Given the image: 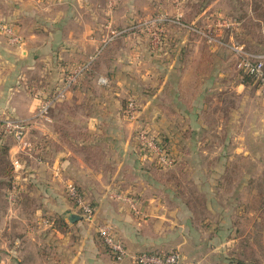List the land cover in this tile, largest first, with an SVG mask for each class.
<instances>
[{"label":"crops","instance_id":"1","mask_svg":"<svg viewBox=\"0 0 264 264\" xmlns=\"http://www.w3.org/2000/svg\"><path fill=\"white\" fill-rule=\"evenodd\" d=\"M111 1L117 6L111 7ZM181 3L185 16L193 0ZM0 4V12L7 11L5 21L23 38L21 44H11L0 33V121L21 118L33 124L25 145L8 144L11 175L9 181L3 179L0 264H131L112 258L97 235L98 226L110 228L129 253L178 250L199 264H248L234 250L237 206H220L214 187L221 182L220 171L236 168L230 160L251 157L239 147L235 127L223 139L222 123L238 122L240 97L246 96V105L259 100L255 95L264 105V97L243 84L232 65H224L222 36L209 46L194 35L192 26L195 18H204L205 25L228 19L237 23L231 32L239 37L250 9L244 17L226 16L222 0L206 2L195 17L184 20L186 30L170 35L178 46L166 67L152 68L142 81L125 67L119 74L124 76L106 88L78 84L50 110V123H44L34 119L38 107L54 93L65 70L95 54L111 26L132 24L160 8L174 15V9L168 0ZM111 9L121 16L105 17ZM97 88L101 95L91 97L89 90ZM130 97L139 102L141 119L150 123L175 159L171 169L156 167L138 151L134 124L121 112L123 99ZM249 107L247 114L254 115ZM192 155L198 160L188 161ZM188 170L200 176L174 178ZM244 182L255 184L253 177ZM68 185H75L92 206L91 223L68 221L77 213L65 193ZM184 185L194 189L190 192ZM196 185L200 188L194 191ZM248 209L244 215L253 217Z\"/></svg>","mask_w":264,"mask_h":264},{"label":"rangeland","instance_id":"2","mask_svg":"<svg viewBox=\"0 0 264 264\" xmlns=\"http://www.w3.org/2000/svg\"><path fill=\"white\" fill-rule=\"evenodd\" d=\"M169 1L174 9V15L169 14L166 9L160 8L153 15L147 14L135 18L136 20L132 24L120 27L111 26L109 36L101 40L100 47H98L95 54L93 56L91 55L92 57L85 62L88 63L90 61L88 70L78 77L76 83L70 86L66 93L78 84L93 83V89H96L95 83L105 88L111 86L113 83L118 82V78L124 76L119 74L124 71L123 69L125 67L130 69L129 72H131L133 76H137L141 81L144 78L141 76L146 72H150L152 68L166 67L170 59L173 58L172 53L174 52V48L178 46V43L173 40V37L180 35L182 29H185L183 27V24H186L184 20H191L190 18L199 12L202 5L210 0H193L192 6L186 11L185 16H182L180 12L182 7L181 0H168V2ZM111 2V7L117 6V2L115 4L113 1ZM222 5V14L226 16L239 14V17H244L246 15V10L250 9L251 17H249V19H244L245 27L243 34H241L240 37H236V32H231L233 31L231 28L233 29L234 27L223 26L230 22L228 19H221L213 24L205 25L204 18H195L196 25L192 27L198 32H195L194 35L201 39L203 43L210 44L209 46L219 42V35L222 36V41L225 43L222 46L224 65H232L242 79L243 77L236 67L237 61L232 47L239 42V45H243L245 51L264 54V0H222ZM1 7L0 4V8ZM6 15L7 11L0 12V19L3 20H0V33L6 36L11 44L19 45L23 42V38L5 21ZM108 15H110V19H114L117 16L120 17L121 13L118 10L111 9L109 13L105 11L104 16L107 17ZM100 16L102 15L100 14ZM7 30H9L11 34H8ZM171 34L176 35L171 38ZM231 35L232 42H229L227 38ZM205 36L212 37L216 42H208ZM13 38L16 40L15 42L12 41ZM82 63L84 62L79 60L61 74L60 84L58 87L56 86L57 88L55 87V91L64 85L65 79L73 75L71 71ZM248 84L251 88L257 90L253 83L250 82ZM54 93L51 94V96L54 95ZM66 93L64 97L59 100L65 99ZM89 95L91 97H99L101 93L97 88L95 91L89 90ZM255 97L259 100H255L256 103L253 105H251L250 102L246 105V96L240 97L238 100L240 118L238 122L233 123L226 121L222 123L223 139L226 138L225 135L229 134L231 129L235 127L236 129L234 128L233 132L238 134L237 141L239 147L242 146L248 149L251 157L249 159H244L239 156L230 160L229 164L235 165L236 163V168H226V170L220 171L218 177L220 176L219 180H221V182H218L214 188L217 190L216 196L218 197L220 206L228 207L229 204L237 206L236 208L233 206V212L238 214V216L233 219V221L235 220L233 229L236 238L234 250L237 257L248 264H264V105L261 102L262 97L257 95H255ZM129 100H133L139 104L134 97L124 98L122 101L124 103L123 107ZM41 105L36 110L34 119L38 122L50 123L51 120L48 115L54 106L52 104L48 110L47 119H45L39 116ZM249 105L253 106L254 115H252V113L247 114L248 109L250 110ZM63 111L66 112L65 109H63ZM141 121L143 126H150V123L147 121L142 119ZM1 122L0 135H3V138L0 139V212L6 210V203L3 199V190L5 188L3 179L8 170H10L8 144L13 142L20 146L25 145L24 140H26L25 135L27 129L29 126L33 125L29 121H25V119L21 118L5 119ZM8 122L18 126V131L22 133L20 140L15 139L12 134L7 133L5 125ZM228 123L231 124V127ZM212 124L213 123H208V127L212 126ZM225 128H227V131H225ZM187 159L191 162H193L194 159V161H197L198 156L192 155L191 158L189 157ZM251 163L255 164V168L247 169L246 165H249L250 168ZM174 164H176L175 159ZM166 169L168 170L169 168ZM176 173H178V171ZM170 175L171 177L173 176L172 174H168V176ZM199 176V171L188 170L186 174H179V176H174V178H198ZM247 177L254 178V186L245 185L244 179ZM183 188L190 189V192L194 189L187 185H184ZM199 188L200 187L196 185L194 191ZM247 209L249 211L250 209L253 210V217L244 215Z\"/></svg>","mask_w":264,"mask_h":264},{"label":"built area","instance_id":"3","mask_svg":"<svg viewBox=\"0 0 264 264\" xmlns=\"http://www.w3.org/2000/svg\"><path fill=\"white\" fill-rule=\"evenodd\" d=\"M236 25L237 23L235 21H230L223 26L234 27ZM194 31L198 32L195 29ZM7 33L11 34L9 30H7ZM205 37L208 42H215L212 37ZM12 41L15 42L16 40L13 38ZM232 51L236 57L237 70L244 75H248L252 79L257 90L264 96V54L247 52L238 45L233 46ZM89 63L90 61L85 64L82 63L71 71L73 75L65 79L64 85L57 89L54 95L42 103L39 109L40 117L47 119L48 110L52 104L64 97L69 87L73 86L78 77L88 70ZM140 113L141 106L135 101L129 100L126 103L124 117L135 125L134 136L138 151L143 158L152 162L156 167L160 169L170 168L174 164V159L168 155L162 140L150 126H143ZM5 128L7 133L12 134L15 139H21L22 133L18 131L17 125L8 122ZM65 190L67 197L73 204L77 213L83 216V221L91 223L94 218V210L92 206L85 201L79 189L75 185H68ZM96 232L102 244L106 247L115 261L128 260L131 264H199L198 261H188L184 259L178 250L161 253H129L107 226H98Z\"/></svg>","mask_w":264,"mask_h":264},{"label":"trees","instance_id":"4","mask_svg":"<svg viewBox=\"0 0 264 264\" xmlns=\"http://www.w3.org/2000/svg\"><path fill=\"white\" fill-rule=\"evenodd\" d=\"M244 27H245V25H244ZM244 27L242 26V31H241V33H240V31L239 32H237V35H239V37H240V35L241 34H243V30H244ZM239 73H240V75L243 77L242 79H241V77H240V79H241V82L243 83V84H248V83H253V81H252V79L248 76V75H244L242 72H240V71H238ZM62 100H59V101H56L54 104H53V106L55 107L58 103H60ZM126 105V104H125ZM125 105H124V107L122 108V110H121V112H122V115L124 116V110H125ZM1 126H2V122L0 121V128H1ZM1 138H3V135H0V139ZM165 142H166V140H164ZM166 144H167V142H166ZM168 154H169V152H168ZM10 169V168H9ZM11 169L10 170H8V172L5 174V178L9 181V178H10V175H11ZM109 252V251H108Z\"/></svg>","mask_w":264,"mask_h":264},{"label":"water","instance_id":"5","mask_svg":"<svg viewBox=\"0 0 264 264\" xmlns=\"http://www.w3.org/2000/svg\"><path fill=\"white\" fill-rule=\"evenodd\" d=\"M79 220H83V216L79 215L78 213L76 214H70L68 217L69 222H76Z\"/></svg>","mask_w":264,"mask_h":264}]
</instances>
